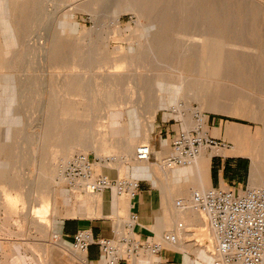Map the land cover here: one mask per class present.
<instances>
[{
	"label": "rangeland",
	"instance_id": "374dc122",
	"mask_svg": "<svg viewBox=\"0 0 264 264\" xmlns=\"http://www.w3.org/2000/svg\"><path fill=\"white\" fill-rule=\"evenodd\" d=\"M183 1L152 0L147 5L149 19L158 24L156 27L161 28L164 25L163 35L166 37H162L168 39L171 44L170 51L163 62L157 64L153 55L144 52L128 62L115 65L109 64L108 61L128 56L129 49L133 48L140 39L141 33L137 26L138 18L133 11L122 13L120 23L115 26L113 24V8L109 4L103 5L101 0L29 1V7L23 15V21L16 38L14 49L16 59L13 67L2 70L3 73L8 74L12 93L5 98V107L8 110L2 113L0 119V124L4 122L3 130L9 135L4 146L5 151H0V170L4 172L3 176L0 175V264H27L26 256L33 254L40 256L41 245L48 243L50 239L47 237L52 235V231L55 233L52 225L54 212L56 211L59 215L70 212L71 208L76 207L74 205L78 197L86 194L68 185L67 182L59 191V200L56 205L49 206L47 213H40L28 200L30 187L34 183L32 181L38 178L40 182H44L42 176H39L40 168L44 172L50 173L49 169L54 167L55 178L57 177L55 181L58 182L61 180L63 166L75 154L88 155L95 161L96 174L103 175L106 174L100 171L96 164L112 166L119 162L120 165H127L128 162L135 159L134 156L127 159L120 153H108L106 158L112 156L117 161H108V159L101 161L100 155L94 150L85 152L78 147L66 159L62 157V148H59L52 161L55 166L49 165L51 163L49 157L45 159L48 148L42 142V138L48 133H53L59 139L60 144L64 141L65 131L81 133L86 131L87 126L91 124L95 125L92 127L94 132L98 130L101 135L107 133V129L103 125V122H107L102 119L103 111H95L91 115L85 114L83 118H78L79 120L70 118V122L65 120L66 112L55 111L57 102L53 100L50 88L42 84L44 80L46 79L49 86L54 85L55 87L54 83L57 80L62 81L76 76L78 73L86 72L79 63L80 55L78 53L67 62L62 57L65 53L74 54L76 51H84L86 47L93 44L94 39H100L96 45L106 50L107 61L103 68L92 72L96 73L98 77L110 72L118 74L120 82L116 91V101L118 103L126 99L125 106L134 111L139 117L137 119H140H136L139 127L149 129V144H146L151 148L148 160L151 166L163 165L160 146L168 145L170 152L172 136L185 130L179 115L172 111L174 105L178 106L183 115L190 114L194 124L198 119H205L206 135L223 144L209 149L212 151H230L232 149L233 142L228 138L231 126H234L232 129L240 130V132L248 131L252 135L263 128L261 123L250 119L247 110L253 112L255 107L264 104V84L249 77L250 73L252 76L264 77V0H220V11L223 13L221 19L223 21L228 19L227 32L223 35L213 33L211 9L217 0ZM183 4L185 7L182 6ZM55 15L58 17L57 30L63 40V47L60 50L59 58L53 62L52 66L47 65L46 69H42L43 61L40 52L43 41L49 34L47 27L48 23L50 24V16ZM170 17L171 19H169ZM63 20L65 21L63 22ZM64 23H67V28L63 25ZM183 50L206 52L205 56L204 54L198 55L195 65H192L182 78V83L196 91L198 98L172 95L171 93L174 92L178 82V79H173L170 82L174 83L165 84L161 90L163 95L170 96L171 104L159 108L155 117L151 119L149 112L138 107V96L132 90V81L138 74H150L154 69H159L166 74L170 73L171 69L176 66L178 53ZM40 61H42L41 64ZM72 99L79 105L77 97L72 96ZM200 99L213 104L215 102V106H202ZM118 109L114 108V111H118ZM81 110L82 106H79L78 113H81ZM123 118L122 112L119 119ZM160 120H163V125ZM47 121L50 123L49 127ZM67 123L69 124L67 125ZM167 129H172L174 132L167 133ZM116 130L117 133L114 136L125 137L127 135L121 127H117ZM223 158H225V162L220 163ZM48 161L49 164H47ZM211 162L213 176L222 175L226 179V183L236 190L248 188L250 171L248 157L225 155L218 152ZM118 178L139 182L140 187H143V192L140 193L141 200H143L142 196L146 197L147 193L152 194L153 197L160 185V183L158 184L159 177L143 176L134 179L128 176H116L110 179ZM102 194H105L108 200L115 196L113 191H105ZM52 195L54 193L48 196L50 200H52ZM122 197L127 198L128 196L123 195ZM126 215H122V219L126 218ZM73 217L93 218L94 216L77 214L67 218ZM111 219L115 220V218ZM125 220H128V217ZM115 228L118 233L124 232L123 227ZM106 238L113 237L111 235ZM187 256L193 260L194 255L188 253Z\"/></svg>",
	"mask_w": 264,
	"mask_h": 264
},
{
	"label": "bare ground",
	"instance_id": "6f19581e",
	"mask_svg": "<svg viewBox=\"0 0 264 264\" xmlns=\"http://www.w3.org/2000/svg\"><path fill=\"white\" fill-rule=\"evenodd\" d=\"M29 1L30 0H0V119L2 118V113L8 110V108L5 107V98L12 93V86L8 78V74L3 73L2 70H7L10 67H13L14 60L16 59L14 53V49L16 47V38L21 22L23 21V15L29 7ZM101 1L103 2V5L109 4L111 8H113L112 15L113 24L115 26H118V24L120 23V17L122 13L133 11L138 18L137 26L141 33L139 41L134 44L133 48L129 49L128 56L119 60L112 61L110 59L108 61L109 64L115 65L116 63H122L125 61L128 62L132 60V58L138 57L144 52L153 55V59L157 64L164 61L163 59L167 57V54L170 51L171 44L168 39L162 37L165 36L163 35L164 25L161 24V28L156 27L158 24L149 19V16L147 14V5L151 3L152 0ZM182 6H184V4ZM220 7L221 2L220 0H217L215 6L211 9L213 33L215 35H223V33L227 32L226 28L228 26V19L225 21L221 19V14L223 13H221ZM50 17V24L48 23L49 26L47 27L49 34L48 37H46L43 41L40 52L43 61L42 69H46L47 65L52 66L53 62H55L57 58H59L60 50L63 47V40L60 38L61 36L57 30L58 17L56 15ZM169 19H171V17ZM64 21L65 20H63V22ZM173 21L174 20L172 18V22ZM63 25H65L67 28V23H64ZM66 31L67 30H65V32ZM99 40L100 39L98 38L94 39L92 41L93 44L89 47H86L84 51H76V53L74 54L67 52L62 56L65 62H67L73 59L72 57H74L78 53L80 55L79 63L83 66L87 73H78L76 74V76L67 78L62 81L57 80L54 83L55 87L54 85L49 86L46 82V79L42 84L50 88L53 100L57 102L55 111L66 112V122H70V118H76V120H79L78 118H83L85 114L91 115L95 111H103L102 119L107 121L106 123L103 122V125L107 129V133L105 132V134L101 135L98 130L94 132V130H92V127L95 125L91 124L87 126L86 131H83L81 133H73L68 130L65 131L63 134L64 141L61 144L59 139L53 133L44 135L42 138V142L48 148L47 151L45 150V159L49 157V161H51V163L49 164L48 161L47 164L51 166H55L54 164H52V161L55 159L56 153L59 151V148H62V157H64L63 159H66V157L68 158L70 153H72V151L76 147H78L85 152L88 150H94L97 154L100 155L99 157L101 161H106L107 159L108 161H113L114 158H112V156L106 158V156H108V153H120L127 159H129L132 156L135 157L136 148L139 146L138 144H149V129L145 127H139L137 120L140 119H137L138 115H136L134 111H131L130 108L125 106L127 104L126 99L118 103L116 101V91L120 82L118 74L113 72L105 74L101 73L104 75L98 77L96 73L92 72L93 70L103 68V66L106 65L107 61L105 55L106 50L96 45L97 41ZM211 44L213 45V42H211ZM216 45L219 44L216 43ZM187 50H183L178 53L176 66L171 69L172 71L170 73L166 74L161 72L159 69H154L150 74H138L134 77L132 81V90L138 96L137 105L143 111L149 112L151 114V119L155 117L156 111L159 108L167 107L171 104L172 101L171 98H169L170 96L163 95V92L161 90L165 84L174 83L170 82L173 79H178V82L175 85L176 88L174 89V92L171 93L172 95H176L177 97L182 95L189 98H198V94L196 93V91H193L189 85H185L184 83H182V78L184 76V73H186V71H188L192 67V65H195L194 63L196 62V59H198V55L204 54L205 56L206 52H187ZM246 50L248 51L249 49ZM220 59H222V57H220ZM42 61H40V64ZM249 77H251L252 80L264 84L263 76H252L250 73ZM72 96L78 98L77 102H79V105L78 103L74 102ZM200 100L202 102V106H215V102L213 104L212 102L205 101L204 99ZM53 103L55 104V102ZM79 106H82L81 113H78ZM172 107V111L174 113H177L181 118L185 132L200 129L201 136L206 134V130L204 127L205 119H199L194 124L190 114L183 115L177 105H174ZM114 108H119L120 110L118 109V111H114ZM235 108L237 109V107ZM122 112L124 114V118L120 120L119 116L120 114H122ZM247 113L252 121L261 123L263 128L261 130H257L256 133L252 135L248 131L243 130L240 132V130L232 129L234 126H231V129L228 133V138L233 142L232 149L230 151H217L225 155H242L248 157L250 159L248 188L264 190V104L255 107V109H253V112L247 110ZM1 124L0 151H5L4 146L9 135L5 130H3L4 122H2ZM68 124L69 123H67V125ZM49 126L50 123L48 127ZM117 127L123 128L127 135L125 137L114 136L117 133ZM209 149L214 148L201 146L192 163L186 168L166 166V160L170 156V154L168 156V153H170L169 146L166 144H162L160 146V154L161 158L163 159L162 166H151L148 160H137L136 157V160H131L127 163V165H120L118 164L119 162L117 164L114 163V165L112 166L106 164H96L100 171L104 172L109 178L116 176H128L134 179H138L139 177L143 176L153 178L158 175L172 180V185L166 184V187L168 188V196L163 203L162 208L159 210L160 213L156 214L155 218H153V216L148 215V212H146L145 209L141 210L139 223L146 227L151 225L152 223L159 224L160 228L163 227L169 236L174 237V242L165 240L162 236L163 234L160 235L155 233V238L158 240L157 243L161 246L168 245L170 247H175L176 249H179L181 251L190 252L198 259L197 264H212V248L214 251L215 247L214 235L209 227L206 216L200 214L192 208L190 201V191H187V193L184 195L181 192L183 188L182 184L177 183L175 181V177L177 175H181L183 177V180L193 178L195 186L191 188V190L199 192L202 191L206 187L208 180V163L211 157L218 153L214 150L212 151ZM36 150L38 151V149ZM114 161H117V159ZM33 164L35 165V163ZM49 170L50 173H46L40 168L39 176H42L44 182H40V180L37 178L35 181H32L34 183L31 185L29 190V203L33 204L40 213L46 212L49 206L56 205L57 201L59 200V191L62 189V186L67 183V180L64 178V176H62L63 169L61 170V180L58 182L55 181L57 177L55 178L54 167ZM3 174V170H0V175L3 176ZM80 184H83L82 181H76L73 188L77 189ZM112 191L115 194L114 198L116 199V192L114 190ZM236 191L241 192V190L239 189ZM53 193L54 195H52V200H50L48 196H51V194ZM84 193H86L84 196L78 197L74 205L76 207L71 208L70 212L60 215L56 211L54 212L55 214L52 225L55 233H53L52 231V235L58 232L60 219L77 214L85 216L105 215L107 211L116 204V202H118L117 209L122 212H124L128 206L127 203H120L119 199H113V201H110L108 200V197H106V195L102 193ZM127 222L125 224H127ZM115 232L116 230L114 229L111 233L114 239L116 238L115 235L113 236ZM196 238L198 239L196 240ZM73 254H75L76 256L80 255L74 252ZM146 255L152 256L150 252H147Z\"/></svg>",
	"mask_w": 264,
	"mask_h": 264
},
{
	"label": "built area",
	"instance_id": "2783aa9c",
	"mask_svg": "<svg viewBox=\"0 0 264 264\" xmlns=\"http://www.w3.org/2000/svg\"><path fill=\"white\" fill-rule=\"evenodd\" d=\"M199 120V119H198ZM200 129L190 132L180 131L172 136L167 167H187L199 152L201 146L218 147V140L208 135H200ZM150 145L140 144L135 151L137 160H149ZM95 161L85 154H75L63 166L62 176L67 184L89 193L116 192L118 197L133 199L139 192V183L132 179L112 180L103 174H96ZM192 208L206 216L214 235L215 247L212 264H264V190L245 187L237 192L234 187H210L203 191H193L190 195ZM136 213L129 215L123 233L116 231L115 239L94 237L89 229L78 230L73 236L71 249L83 254L89 246L96 245L104 255L107 264L119 261L130 262L140 257L144 250L152 256L158 255L162 246L158 243L146 245L134 233L137 224ZM164 239L174 242V237Z\"/></svg>",
	"mask_w": 264,
	"mask_h": 264
},
{
	"label": "crops",
	"instance_id": "0c3cea01",
	"mask_svg": "<svg viewBox=\"0 0 264 264\" xmlns=\"http://www.w3.org/2000/svg\"><path fill=\"white\" fill-rule=\"evenodd\" d=\"M161 119V118H160ZM163 125V120H160ZM162 131V130H161ZM174 132L172 129H167V133ZM236 156V155H232ZM211 157L208 163L207 170V184L203 189H208L210 187H231L229 183H226V179L222 175H212V158ZM224 159V160H223ZM220 160V163L225 162V158ZM182 168V167H179ZM186 168V167H184ZM159 177L161 185L157 187L156 193L153 195L149 193H145L142 196L143 200L140 199V196L143 192V187H140L139 184V192L133 198L129 199V197H118L114 200L119 199L120 203H127V208L124 212L117 209L116 202L112 208H110L105 215L94 216L93 218L85 217V218H64L60 221L59 230L56 234L47 237L50 239L48 243L41 245V255L33 254L26 256L27 264H107V261L104 255L99 251L96 245H91L87 249V251L79 256L73 254L71 249V245L73 242V236L78 230L89 229L92 231L94 237H110L112 230L116 229L115 227H124L125 223L128 220H125L131 213L137 212L138 220L137 224L134 226V233L137 237H139L142 241L146 243V245H150L151 243H155L158 241L155 238V233L162 235L163 237L168 235L166 230L162 227L160 228L159 224L152 223L149 226H144L139 223V216L141 210H146L149 216H153L155 218L156 214H159V210L162 208L163 203L167 199L168 188L167 185H172V180L165 178L164 176H155L153 178ZM175 181L177 183L182 184V193L185 195L187 191L190 193L194 190H191L195 186L194 179L188 178L184 179L181 175H177L175 177ZM139 183V182H138ZM202 190V191H203ZM238 190V189H237ZM165 194V195H164ZM110 199V197H109ZM111 199L110 201H113ZM149 200V201H148ZM153 200V203H152ZM113 203V202H112ZM141 203V204H140ZM156 209V210H155ZM126 215V218L122 219V215ZM153 214V215H152ZM115 218L112 220L111 218ZM165 232V233H164ZM185 252V253H184ZM75 253V252H74ZM147 250H144L143 254L140 257L132 260L130 262L119 261L117 264H197L198 259L193 256V260L188 258L187 254L190 253L188 251H181L176 249L175 247L170 246H162L161 252L156 256L146 255ZM79 259V260H78Z\"/></svg>",
	"mask_w": 264,
	"mask_h": 264
}]
</instances>
